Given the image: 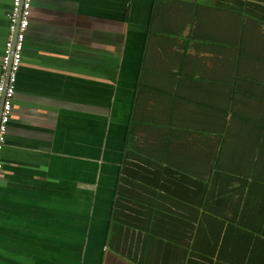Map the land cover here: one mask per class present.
I'll return each instance as SVG.
<instances>
[{
	"label": "crops",
	"instance_id": "0c3cea01",
	"mask_svg": "<svg viewBox=\"0 0 264 264\" xmlns=\"http://www.w3.org/2000/svg\"><path fill=\"white\" fill-rule=\"evenodd\" d=\"M151 1L31 0L0 150V264H264V128L255 139L236 118L234 141L229 127L231 106L264 126V0H163L149 20ZM129 136L158 164L128 165L146 180L119 201Z\"/></svg>",
	"mask_w": 264,
	"mask_h": 264
},
{
	"label": "trees",
	"instance_id": "16d2710c",
	"mask_svg": "<svg viewBox=\"0 0 264 264\" xmlns=\"http://www.w3.org/2000/svg\"><path fill=\"white\" fill-rule=\"evenodd\" d=\"M164 3H165V1L163 2V0H152L151 1V9H150V14H149V16H150L149 17V20H151L154 16L155 17H158L159 15H164L163 13H161V6ZM167 3H171L172 4L174 2L168 0ZM223 111L225 113L227 111V109L226 110H223ZM229 111H230V114H231V121L229 123L230 129H231L232 126H235V128L233 129V130H235V133L238 132V131H240V129H239L240 128L239 123L236 120V118H237L240 121L246 122L245 123L246 126L253 127V125L256 124L255 127L250 130L251 132L249 131V134L250 135H253L252 137H254L255 139H257V137H260V131L259 130H260V128H264V126L257 125V123H255V120H253L249 116L244 115V114H242L240 112L238 113L237 110L234 111V109L232 108V106L229 109ZM152 124L155 125L154 122ZM225 127L226 126H224V125H220V128H221L220 135L225 130ZM130 137L131 136H129L128 139L124 140V150H123L122 164H121V168H120V173L118 174V178H117V183H119L117 200H119V201H120V199L122 197L125 196L124 187H122L124 183H130V182H132V178H137L139 181L146 180V179H142V174H144L142 171H140V170L139 171H135V169H133L132 167L129 168L128 165H131L132 166L133 164H135V165L137 164V165H141L142 166V165H157L158 164V158L156 156H148V157H146L145 156L146 154H143L142 155L141 153H139L136 150L137 148L133 145ZM257 143H259V141L255 142V144H257ZM151 148H154V147L151 145ZM260 148H261V146L257 144V149H260ZM164 162H165V164L167 163L165 160H164ZM213 167H214V169H216V167H217L216 166V162L213 163ZM155 171H154V173H155ZM154 173L151 172L152 178L150 179V181H151L150 183H151V185L158 186L157 188H160L162 186L160 184H158V182H160L159 180H161L160 177L163 176V175H165V174H162L161 173L160 174V177H159V174L158 173H155V174ZM177 177H179V178L185 177L186 178L188 176H186L185 174L180 173ZM197 178L199 179V180H197L198 185H199L197 191L202 192V193L205 194L206 193V189H207V187H206V181L205 180H207V179H204L203 175H201V174H198ZM162 180H164V178H162ZM156 191H157V189H156ZM203 208H206L205 203L203 204ZM115 209H116V207H115ZM115 213H116V211H115ZM122 215H123V217H119L117 215L118 219H117V222L116 223L119 224V229L121 227H126L128 225V223H129L128 222L129 219H127V216H125V214H122ZM200 221L201 220H199V222ZM231 223L234 224V223H236V221L235 220H231L230 221V224ZM192 246H194V245H192ZM192 246H191V252L194 253V255L197 256L199 259L212 260L211 253L210 254L204 253L203 250L202 251L201 250L195 251ZM189 253H190V251H189ZM123 255H125V254H123ZM132 256H133V254H132ZM172 260H175V261L179 260L178 255L175 256V259H172ZM187 261H188V258H187Z\"/></svg>",
	"mask_w": 264,
	"mask_h": 264
},
{
	"label": "built area",
	"instance_id": "2783aa9c",
	"mask_svg": "<svg viewBox=\"0 0 264 264\" xmlns=\"http://www.w3.org/2000/svg\"><path fill=\"white\" fill-rule=\"evenodd\" d=\"M31 0H12L7 12L10 35L0 57V150L5 143L7 122L11 115L16 72L22 58ZM2 165L0 156V168Z\"/></svg>",
	"mask_w": 264,
	"mask_h": 264
},
{
	"label": "rangeland",
	"instance_id": "374dc122",
	"mask_svg": "<svg viewBox=\"0 0 264 264\" xmlns=\"http://www.w3.org/2000/svg\"><path fill=\"white\" fill-rule=\"evenodd\" d=\"M234 128H235V126L231 127V139H233L235 141V140H238V139L235 137V135H234L235 133H233V132H235V130H233Z\"/></svg>",
	"mask_w": 264,
	"mask_h": 264
}]
</instances>
